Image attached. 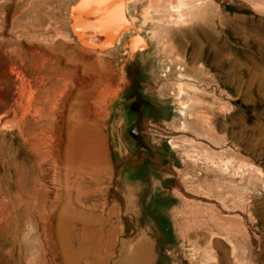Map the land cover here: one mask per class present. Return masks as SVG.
Instances as JSON below:
<instances>
[{"label":"rangeland","instance_id":"374dc122","mask_svg":"<svg viewBox=\"0 0 264 264\" xmlns=\"http://www.w3.org/2000/svg\"><path fill=\"white\" fill-rule=\"evenodd\" d=\"M22 1L2 3L15 42L12 62L0 51V133L11 138L4 124L19 96L28 113L31 92L56 99L55 137L97 174L83 191L82 236L94 242L117 221L133 243L150 241L152 264H222L216 242L229 264H264V68L242 61L240 79L226 78L199 30L234 42L229 20L264 22V0H189L182 27L166 23L168 0H133L128 14L151 47L136 48L130 30L95 53L85 49L105 50L103 41L73 31L79 0H27V15ZM243 42L239 50L264 56ZM133 109L142 110L131 124ZM7 250L0 264L14 263ZM55 257L48 264H60Z\"/></svg>","mask_w":264,"mask_h":264},{"label":"bare ground","instance_id":"6f19581e","mask_svg":"<svg viewBox=\"0 0 264 264\" xmlns=\"http://www.w3.org/2000/svg\"><path fill=\"white\" fill-rule=\"evenodd\" d=\"M6 1L14 0H0V51L5 49L8 53L5 56L10 61L15 38L12 16L7 15L2 6ZM131 1L79 0L75 9L71 5V22L77 24L76 29L84 33L87 40H93V36L99 42L111 38L105 50L86 48L85 51H107L130 30L135 33L132 42L136 48L145 50L151 47L148 40L136 34L141 29L135 27L128 14ZM190 1L168 0L166 23L185 26L190 21L185 16ZM28 6L27 0H23L20 6L23 15L28 14ZM229 22L234 42L222 40L202 28L199 30L206 41L207 55L212 62L221 64L228 70L225 77L236 81L244 69L242 61L264 68V56L258 58L253 51L239 50L237 47L240 42L250 40L264 49V22L246 19H232ZM76 29L73 30L75 33ZM197 56L198 53L195 54ZM248 75L253 76L250 73ZM19 97L12 105L11 121L4 124L12 133L11 138L0 133V247H8L13 264H22L23 255L33 258L32 262L26 264H48L49 254L56 256L60 264H152L150 241L133 243L132 236L125 235L117 221L108 230H102L94 242L82 236L78 228L82 222L80 206L88 204V201L83 200L86 196L83 191L94 182L97 174L90 167H83L75 161L71 152L55 137L52 124L56 99H51L45 91L39 95L33 91L29 96L28 113ZM96 97L103 100L102 94ZM180 105L182 109L186 108L183 102ZM230 133L231 138L239 139L237 130L232 128ZM245 137L248 146L250 127L246 128ZM229 169L228 164H223L222 171L225 174H228ZM219 178L224 179L223 176ZM127 180L132 181L129 176ZM112 214L111 218L115 221L116 210ZM216 247L222 252V264H229L224 245L216 242Z\"/></svg>","mask_w":264,"mask_h":264},{"label":"crops","instance_id":"0c3cea01","mask_svg":"<svg viewBox=\"0 0 264 264\" xmlns=\"http://www.w3.org/2000/svg\"><path fill=\"white\" fill-rule=\"evenodd\" d=\"M133 98H134V97H129L128 100H133ZM141 110H142V109H133L132 112L129 110V113H130V114H129V115H130V117H129L130 122L133 120L132 116H133V117H136V116L141 112ZM138 116H139V115H138ZM131 124H132V122H131ZM134 127H135V125L133 126V129H134ZM143 162H144V160L142 161V163H143ZM137 175H139L140 177H142V176H141V175H142L141 172H138ZM147 175H148V174H147ZM147 175L143 176L141 179H144V180L147 179V178H148Z\"/></svg>","mask_w":264,"mask_h":264},{"label":"water","instance_id":"95a60500","mask_svg":"<svg viewBox=\"0 0 264 264\" xmlns=\"http://www.w3.org/2000/svg\"><path fill=\"white\" fill-rule=\"evenodd\" d=\"M77 28H78V27H77ZM76 31H77V32H76L77 34L81 33V31H80L79 29H76ZM110 39H111V38H109L108 41H107V40L105 41V40L102 39L101 41H103V43H100V42H99V43L101 44V47H104V48H105L106 45L110 42Z\"/></svg>","mask_w":264,"mask_h":264}]
</instances>
